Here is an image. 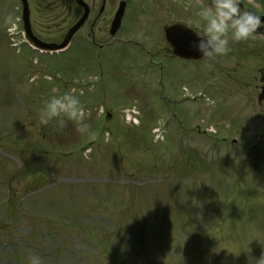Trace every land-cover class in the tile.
Segmentation results:
<instances>
[{"label": "rangeland", "instance_id": "1", "mask_svg": "<svg viewBox=\"0 0 264 264\" xmlns=\"http://www.w3.org/2000/svg\"><path fill=\"white\" fill-rule=\"evenodd\" d=\"M28 2L34 32L60 37L66 1ZM112 3L95 30L102 40ZM241 3L264 12V0ZM209 4L129 1L121 44L99 54L78 35L48 58L9 46L4 31L18 21L20 1L0 0V264H29L32 255L42 264H256L264 254V27L195 62L163 41L167 24L201 28ZM133 38L163 50L150 61ZM69 91L89 114L87 135L71 121L40 123L43 102Z\"/></svg>", "mask_w": 264, "mask_h": 264}, {"label": "clouds", "instance_id": "2", "mask_svg": "<svg viewBox=\"0 0 264 264\" xmlns=\"http://www.w3.org/2000/svg\"><path fill=\"white\" fill-rule=\"evenodd\" d=\"M202 18L205 23L194 30L195 38L190 46L194 52L208 58L227 54L230 41H247L264 27V19L259 14L242 10L241 0H210ZM88 115L79 95L69 91L46 99L39 111V120L43 125L56 121L60 128L71 121L80 134L87 135L90 132ZM29 264H42V261L38 255H32ZM256 264H264V254L256 259Z\"/></svg>", "mask_w": 264, "mask_h": 264}, {"label": "flooded vegetation", "instance_id": "3", "mask_svg": "<svg viewBox=\"0 0 264 264\" xmlns=\"http://www.w3.org/2000/svg\"><path fill=\"white\" fill-rule=\"evenodd\" d=\"M88 7H89V12H88V17L83 24V26L79 29V31L76 33L75 38L80 35L81 40L87 42L89 41L91 44L96 46L97 49H104L106 47H110L113 45L118 44L119 42V32L120 28L116 31L115 34L111 33V23L115 14V11H117L120 0H117L116 6L114 7V10L112 11V14L110 16V19H107L106 23V38L104 37L103 40L99 35L95 34V30L100 31L101 30V25H102V31H103V26H104V20L106 18V13H107V8L108 5L112 3L114 0H84ZM128 2L132 0H127ZM74 0H66L65 2V8H64V21L68 22L69 27L83 12L82 8H75L74 7ZM128 2H126V7ZM127 9V8H126ZM102 33V32H101ZM163 41L166 43V48L168 49L169 52H171V48L169 44L165 41L163 38ZM72 45V42H71ZM70 45V47H71ZM156 46V44H155ZM142 47V46H141ZM154 50L159 52L163 50L162 47L158 46L157 48H154ZM147 51V50H146ZM162 52V51H161ZM264 80V76H262Z\"/></svg>", "mask_w": 264, "mask_h": 264}, {"label": "water", "instance_id": "4", "mask_svg": "<svg viewBox=\"0 0 264 264\" xmlns=\"http://www.w3.org/2000/svg\"><path fill=\"white\" fill-rule=\"evenodd\" d=\"M77 3L81 6L83 5L82 0H76ZM22 7H23V19H24V36L26 40L31 43L33 46L46 50V51H59L62 50L67 44L69 43L71 37L74 35V33L77 31V29L83 24L87 17L88 13V8L85 5L84 9L85 12L84 14L80 17V19L75 23L74 26H72L66 35L63 38V41L60 42L59 44L55 43H44L37 39L33 34L30 29L29 25V8H28V3L27 0H21ZM123 5L121 4V10L119 12L118 18L116 19V22L114 23V27H117L119 24L120 17L123 12ZM166 37L167 39L172 43L174 47L175 53L178 55L185 57V58H199L201 55L197 52H194L190 46V42L195 38L194 34L189 32L187 29H185L183 26L180 25H174L169 27L166 30Z\"/></svg>", "mask_w": 264, "mask_h": 264}]
</instances>
